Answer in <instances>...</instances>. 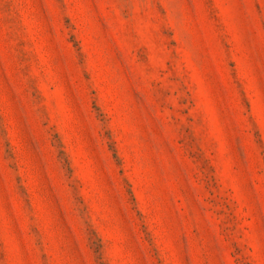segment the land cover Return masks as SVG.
<instances>
[{"label":"rangeland","instance_id":"1","mask_svg":"<svg viewBox=\"0 0 264 264\" xmlns=\"http://www.w3.org/2000/svg\"><path fill=\"white\" fill-rule=\"evenodd\" d=\"M0 264H264V0H0Z\"/></svg>","mask_w":264,"mask_h":264}]
</instances>
